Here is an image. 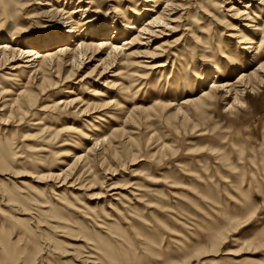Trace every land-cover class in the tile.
Returning <instances> with one entry per match:
<instances>
[{"label":"rangeland","instance_id":"1","mask_svg":"<svg viewBox=\"0 0 264 264\" xmlns=\"http://www.w3.org/2000/svg\"><path fill=\"white\" fill-rule=\"evenodd\" d=\"M46 1L0 0V43L64 27L79 33L88 17L133 26L121 38L128 40L151 10L165 6V0H83L89 6L59 0L62 8L89 10L64 24L39 16L37 3ZM224 1L220 8L223 0H183L167 30L149 43V52L160 49L149 65L163 68L145 70L151 60L136 56L133 46L103 75L105 83L97 72L79 82L96 58L45 96L40 82L27 84L29 70H10L21 62L0 69V93L13 95L0 94V109L21 90L37 98L25 114H0V264H264V87L247 90L237 111L220 98L217 105H188L183 115L161 107L199 97L214 81L237 79L241 70L229 66L241 61L243 46L228 38L232 2ZM242 2L233 6L242 9ZM28 4L25 15L13 16ZM252 12L259 20L250 14L251 25H261L264 6L256 3ZM74 98L96 113L45 111ZM66 126L73 130L61 134ZM89 137L106 139L88 151ZM78 155L87 160L62 184L55 176Z\"/></svg>","mask_w":264,"mask_h":264},{"label":"bare ground","instance_id":"2","mask_svg":"<svg viewBox=\"0 0 264 264\" xmlns=\"http://www.w3.org/2000/svg\"><path fill=\"white\" fill-rule=\"evenodd\" d=\"M106 1H108V3L113 2V0ZM226 1L232 2V6L227 10V13L230 14V16H228L230 19H228L232 21L228 28V31L230 32L228 38L236 42L238 47L241 45L243 46L240 47V50H242L241 61L236 57L237 62L235 63V66H229V71L232 68H234L232 72L235 70H241L237 74V79L234 82L214 81L206 90L201 91L199 97L184 99L179 104L176 102H171L168 105H166L167 103L161 104L162 109L167 110L175 107L176 112L183 115L184 113L182 112V109L188 105H194L197 103L206 105L207 101H211L212 105H217V99L220 98L221 102L225 104L230 111H237V108L245 105L247 90L254 92L258 87H264V54L262 52L264 49V19L262 20L261 25L258 23L251 25L253 24V20L250 16V14H252L254 19L259 20V17L252 11L256 3L263 7L264 0H245V2H242L245 3L242 9H236L233 5L235 3L240 4L243 0ZM77 2V4H86V6L92 5V1L78 0ZM148 2L151 1L146 0V3ZM182 3L183 0H165V6L162 9L151 10L150 12L153 14L137 27L135 33L132 34L131 38L128 40H122L121 38L127 35L129 29H134L133 26L122 25L121 22L119 23L118 21H112L110 24H97L94 23L93 20H90L89 17L86 18V29L79 33L74 32L76 29L74 27H64L43 38L25 39L15 35L14 39L10 38V43L5 41V38L1 39L3 42L0 43V69L5 68V66L16 60L21 62V64L10 68V70H29L27 84L30 81L32 85L34 82L36 85L40 82L37 86L41 89L42 96H45L49 92H52V90H57L58 84L62 81L67 82L75 77L96 58L98 64L94 66L91 72L86 76H83L79 82L89 79L90 76L96 72L97 75H99L98 82L103 81V75L107 74L110 67L113 68L118 60L124 56V53L133 46H139L138 49L140 51L135 52L136 56H143L144 58L151 60V62L146 61L144 63L145 70L149 71L155 68H163L165 67V64L162 63L153 64L154 67L149 65L160 56L156 53L160 50L159 46L149 52V43L152 38H156L157 35H161L167 30L169 23L171 22V16L175 12L182 10L184 6ZM224 3L225 1L223 0V2L219 4V7L222 8ZM68 4L69 3H67V6H69ZM37 5L43 6L42 8H39V11H41L39 16L55 19L59 18L61 21L65 22L64 24L72 23V16L75 14L80 12L86 14V12L89 11L88 8L81 10V5L77 8H62V6L59 5V0H47L43 5H40V3H37ZM30 6V4L23 5L19 8L18 12L13 13V16L17 18L25 15L24 11ZM3 7L5 10L6 6L4 5ZM128 11L130 13L132 12V15L134 16L138 15L135 11H132L131 8H129ZM64 16H66V18H63ZM138 20L139 18H134V24L137 23ZM241 22H243V24H241ZM78 25L79 24H77V26ZM258 36L260 39L257 41ZM9 44L14 45L9 46ZM164 52L165 51L162 53ZM234 59V57H230L228 60L231 62ZM252 64L257 67L252 69L250 67ZM215 70L220 76H222L221 74L226 73L225 71L221 73L218 69ZM202 71L203 76L206 79L209 74H211V68L208 66L203 67ZM64 75H66L65 78H63ZM115 76V74L112 75V77ZM217 78L218 77H214V79ZM54 80H56V82ZM52 82H55V84ZM105 82L106 81H103V83ZM121 90L125 89L122 88ZM221 92H224L223 96H220ZM0 94H3V96L8 98L13 96L9 90L3 91ZM14 96L15 98L13 100L6 101L9 103L0 109V114L3 113L4 117L6 116L5 113H8V116L5 117L6 119H10L17 113H24V109L29 111V109L32 108L34 101L37 100L33 93L26 90H21ZM100 97L104 98V95L99 94L97 98ZM79 100V98H74L70 100L60 99L53 101L51 106L47 107L45 111L58 113L60 110L67 111L74 109L82 116H86L90 111L95 112V108H91L90 105L79 103ZM6 119L4 122H6ZM72 130L73 128L71 126H66L61 134L69 133ZM105 139L99 140L91 137L87 138L88 141L92 142V146L88 151H92L98 145L103 144ZM82 159L84 161L87 160V155L75 156L74 164L72 166L70 165L68 171L59 173L55 178L61 180L60 182L64 184L71 176H73V172L76 169V163L80 162Z\"/></svg>","mask_w":264,"mask_h":264}]
</instances>
